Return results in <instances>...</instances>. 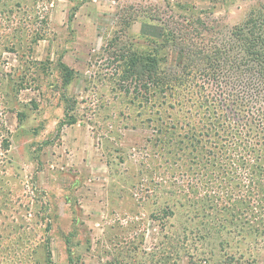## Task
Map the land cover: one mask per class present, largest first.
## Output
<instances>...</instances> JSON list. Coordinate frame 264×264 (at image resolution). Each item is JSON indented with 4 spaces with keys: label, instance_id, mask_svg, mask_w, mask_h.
Wrapping results in <instances>:
<instances>
[{
    "label": "rangeland",
    "instance_id": "374dc122",
    "mask_svg": "<svg viewBox=\"0 0 264 264\" xmlns=\"http://www.w3.org/2000/svg\"><path fill=\"white\" fill-rule=\"evenodd\" d=\"M260 13L264 0H0V264H264V133L206 116L196 89L145 105L116 62L158 52L179 71L170 34L212 51Z\"/></svg>",
    "mask_w": 264,
    "mask_h": 264
},
{
    "label": "trees",
    "instance_id": "16d2710c",
    "mask_svg": "<svg viewBox=\"0 0 264 264\" xmlns=\"http://www.w3.org/2000/svg\"><path fill=\"white\" fill-rule=\"evenodd\" d=\"M180 36L183 35L168 36L183 59L179 71L163 70L158 52L151 56L127 48L118 51L121 90L127 94L136 92L146 105L161 98L176 100L186 89H196L201 93L200 109L206 116L220 111L241 128L249 124L264 133V14L235 27L230 40L212 51ZM111 43L116 49L118 45Z\"/></svg>",
    "mask_w": 264,
    "mask_h": 264
}]
</instances>
